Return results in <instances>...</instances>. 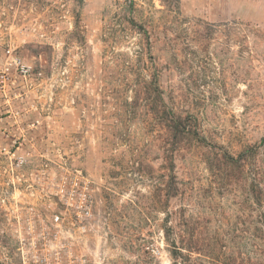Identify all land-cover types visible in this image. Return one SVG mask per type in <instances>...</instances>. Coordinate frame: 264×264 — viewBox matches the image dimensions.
Masks as SVG:
<instances>
[{"label": "rangeland", "instance_id": "374dc122", "mask_svg": "<svg viewBox=\"0 0 264 264\" xmlns=\"http://www.w3.org/2000/svg\"><path fill=\"white\" fill-rule=\"evenodd\" d=\"M128 1L0 0V46L44 73L28 105L45 125L41 151L0 152V264H172L163 225L186 203L209 230L234 229L251 260L249 180L228 185L208 159L257 146L264 172V0H135L155 25L151 52ZM143 66L210 143L178 157L188 188L170 204L169 145L128 82Z\"/></svg>", "mask_w": 264, "mask_h": 264}, {"label": "trees", "instance_id": "16d2710c", "mask_svg": "<svg viewBox=\"0 0 264 264\" xmlns=\"http://www.w3.org/2000/svg\"><path fill=\"white\" fill-rule=\"evenodd\" d=\"M125 13L124 18L129 28L141 34L139 45L141 52L146 48L151 52L155 43L153 40L155 25L147 27L144 10L136 7L135 0H129L125 4ZM133 67L132 61H128V68L132 70ZM143 69L144 66L140 71H134L135 73L132 74L134 77H128V82L135 88V98L144 101L154 110L160 136L163 137V142L169 145L171 174L167 184L169 195L167 204H170V199L173 197H185L188 188L177 175L178 157L186 151L188 142H195L201 147H208L210 143L203 135L196 117L191 114L184 115L177 103L166 101L159 72L152 69L147 77ZM257 151V146H249L239 153L222 150L220 153H213L214 160L208 159L209 168L217 178L225 179L228 185H235L244 177L249 180L246 199L251 207L247 216L250 228L249 240L254 248L251 260L245 261V258L236 251L235 244L239 245L241 239L237 240L239 236L234 229L216 227L214 230H209L208 220L203 219L198 213L191 212V205L186 203L180 209L169 211L163 225L164 239L172 264H264V172L254 158ZM251 159L253 161L248 163ZM147 248L146 243L143 242L134 249L138 250L141 256H145L150 255Z\"/></svg>", "mask_w": 264, "mask_h": 264}, {"label": "built area", "instance_id": "2783aa9c", "mask_svg": "<svg viewBox=\"0 0 264 264\" xmlns=\"http://www.w3.org/2000/svg\"><path fill=\"white\" fill-rule=\"evenodd\" d=\"M33 79L44 80L43 71L29 63L17 47L0 46V152L34 153L41 151L36 139L44 134V117L32 113L29 98ZM40 83V82H38ZM12 161L11 166H21ZM86 214L90 209L86 208ZM56 216V221L60 220Z\"/></svg>", "mask_w": 264, "mask_h": 264}]
</instances>
